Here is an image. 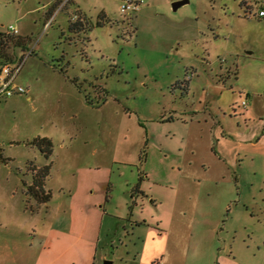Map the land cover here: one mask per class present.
I'll list each match as a JSON object with an SVG mask.
<instances>
[{
	"label": "rangeland",
	"instance_id": "obj_1",
	"mask_svg": "<svg viewBox=\"0 0 264 264\" xmlns=\"http://www.w3.org/2000/svg\"><path fill=\"white\" fill-rule=\"evenodd\" d=\"M133 1L0 0L33 95L0 100V264H264V0ZM47 163L40 205L23 180Z\"/></svg>",
	"mask_w": 264,
	"mask_h": 264
},
{
	"label": "trees",
	"instance_id": "obj_2",
	"mask_svg": "<svg viewBox=\"0 0 264 264\" xmlns=\"http://www.w3.org/2000/svg\"><path fill=\"white\" fill-rule=\"evenodd\" d=\"M54 8L50 10V13H53ZM87 28H90V25L87 23V19L79 18L70 25V29L81 33L86 31ZM26 39L20 36L19 34L11 32H0V59L7 60L5 62H10L13 60L8 49L10 44L14 45H24ZM63 71V70H62ZM76 81V78L74 79ZM188 82V81H187ZM31 143L36 146L44 156L49 159L53 154L54 144L50 137L47 136H36ZM52 164H44L40 167H36L32 164V181L31 183H26L23 180L26 187V194L28 197H33L38 204H45L52 198L51 189L47 186V178L51 173Z\"/></svg>",
	"mask_w": 264,
	"mask_h": 264
},
{
	"label": "crops",
	"instance_id": "obj_3",
	"mask_svg": "<svg viewBox=\"0 0 264 264\" xmlns=\"http://www.w3.org/2000/svg\"><path fill=\"white\" fill-rule=\"evenodd\" d=\"M30 89H31V87L29 88V90ZM29 90L27 89V92L24 93V94H26V99L27 100H32L33 99V95H31L29 93ZM254 112H255V110L252 107L251 108H247L245 111H243V114H244L243 115L244 116L243 118H244L245 123H246L244 130L247 133H242L241 131H236L235 133L234 132H228L229 135L232 136V139L231 140H233V143H234L235 146L243 147L245 144H247L248 142H251L252 141V139L254 137V133H251L250 134L249 132L251 131V128H252L251 125H250V121H252L254 119L253 118L254 117ZM170 119H174V118L171 117ZM248 130H249V132H248ZM255 133L258 135V132H255ZM223 134H224V132H223ZM226 138H227L226 135L225 136H222L221 135V137L218 138V147L216 148L217 150H215V154L217 156H219L221 159L224 158V155H225L224 147H223V145H221V143L224 142L226 140ZM259 141H260V139L257 141V143H259ZM219 144H220V148H219ZM28 160H29V162L30 161L31 162L34 161V163L39 164V163L36 162V160H34L32 158H29ZM177 206H178V204H177ZM176 210H178V207H176L175 211ZM183 211H184V209H183ZM178 214L182 216V218L179 219V223H181L182 221H185L186 218L183 217V214L184 215H187L186 212L184 211V213L182 214V211L180 210V211H178ZM179 230H180V232H179L180 233V236L175 240V243L173 242V245L170 244V243H167L166 251L170 255L169 257L171 258V261L180 262L181 263V257H183V250H184L183 249V242L184 241H183V237H181V235H182V233H181L182 227H179ZM165 255H166V253H165ZM157 264H160V262L157 263Z\"/></svg>",
	"mask_w": 264,
	"mask_h": 264
},
{
	"label": "built area",
	"instance_id": "obj_4",
	"mask_svg": "<svg viewBox=\"0 0 264 264\" xmlns=\"http://www.w3.org/2000/svg\"><path fill=\"white\" fill-rule=\"evenodd\" d=\"M139 6V2L133 0H120V8L123 13H128L129 11H135ZM260 16L264 17V10L259 12ZM8 32L18 33L17 28L14 25L8 27ZM31 53V52H30ZM23 66V61L21 60L15 66H12L10 62H5L0 64V100L4 96H11L13 94H24L27 92V88L16 82V78L19 71ZM189 76V78L192 77ZM242 105H247L245 100L242 101Z\"/></svg>",
	"mask_w": 264,
	"mask_h": 264
},
{
	"label": "water",
	"instance_id": "obj_5",
	"mask_svg": "<svg viewBox=\"0 0 264 264\" xmlns=\"http://www.w3.org/2000/svg\"><path fill=\"white\" fill-rule=\"evenodd\" d=\"M189 0H176L173 2V7L174 9H177L180 7L182 4L187 3ZM103 264H113V261L111 260H105Z\"/></svg>",
	"mask_w": 264,
	"mask_h": 264
}]
</instances>
